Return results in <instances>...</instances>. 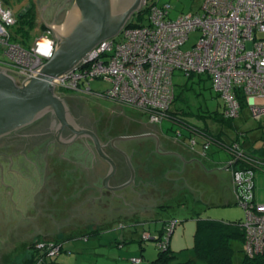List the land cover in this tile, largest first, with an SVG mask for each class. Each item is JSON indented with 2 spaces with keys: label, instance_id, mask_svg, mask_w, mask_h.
Here are the masks:
<instances>
[{
  "label": "rangeland",
  "instance_id": "374dc122",
  "mask_svg": "<svg viewBox=\"0 0 264 264\" xmlns=\"http://www.w3.org/2000/svg\"><path fill=\"white\" fill-rule=\"evenodd\" d=\"M41 1L0 0L2 7L9 8L16 18L31 5L37 9V26L29 32V44L47 33L39 15ZM142 2L143 0L141 6ZM164 2L172 6L169 19L174 20L181 14L198 11L202 0H161V3ZM134 15L128 22L137 21ZM50 36L53 37V34ZM114 39H120L119 33ZM197 39V33H190L183 48H190ZM173 83L177 98L172 109L178 111V116L189 124L205 128L208 136L190 134L187 137L184 133L178 137L180 127L176 125L177 129L171 128L167 119L152 123L140 112L93 96L73 91L59 94L71 99L77 108L93 112L96 118L107 116L111 120L110 126L120 122L122 116L135 125L146 122L154 130L158 128L159 136L166 141L165 145L160 146L164 153H176L184 161L195 159L206 171L214 170L206 172L197 161L185 163L173 154L158 153L155 158L149 159L147 154L140 152L137 159L129 160L138 174L137 183L144 184L141 197L130 201L131 190L127 187L115 191L111 205L105 209L101 208L99 200L85 202L89 195L78 203L67 202L73 200L67 193L79 197L77 189L64 191L60 199L52 202V198L48 200L46 196L50 198L51 195H58V192L39 190L41 182L36 173L27 170L1 172L0 264H23L32 252L39 256L31 264H37L38 261L43 264H50L51 261L56 264H155L160 252L156 241H143L141 233L148 229L149 224L145 220L157 219L150 225L157 227L161 226L162 221H176L169 250L174 257L169 258L167 263L178 264L195 259L193 236L198 220L229 222L244 221L246 218L244 209L237 204L238 194L233 184V173L225 167H229L231 156L221 147L220 140L226 147L235 141L244 142L245 152L261 161L254 171L251 194L255 205H264V114L253 118L245 107L237 117L227 119L223 115L224 101L212 90H208V85L202 87V82L197 77L187 81L179 72H175ZM187 85L188 89H185ZM110 88L111 84L105 81L91 83L93 91L103 92ZM142 129L141 133L147 131ZM136 130L118 129L111 132V135L116 138L140 134ZM152 134L156 132L153 131ZM212 136L219 144L211 141ZM137 140L127 141L125 145L131 149L136 148ZM237 152L236 154L239 153ZM137 165L142 166V169L138 170ZM59 177L63 179L64 175H57L58 180ZM127 178L120 183H124ZM106 200L107 196L101 202L105 204ZM134 221L141 222V225L135 226ZM94 226L97 227L95 233L90 229ZM150 233L154 235V227ZM144 237L148 238L147 235ZM38 240H45L47 243L39 247L41 243ZM53 247H57L58 252L54 250L53 253L56 254L52 255ZM233 247L239 251L242 244L236 242ZM131 258H141V261L132 262ZM233 263L240 264L241 255H235Z\"/></svg>",
  "mask_w": 264,
  "mask_h": 264
},
{
  "label": "built area",
  "instance_id": "2783aa9c",
  "mask_svg": "<svg viewBox=\"0 0 264 264\" xmlns=\"http://www.w3.org/2000/svg\"><path fill=\"white\" fill-rule=\"evenodd\" d=\"M142 7H147L142 25L124 27L119 40L101 41L57 81H50L53 91L58 96L73 91L102 98L140 112L149 122H161L174 102L173 76L179 72L184 78L209 77L212 91L224 101L227 119L239 115L238 97L253 118L264 114V0H202L198 11L174 20L169 19L172 6L168 2L143 0ZM16 22L12 11L0 2V69L23 87L31 71L53 58L38 54V44L50 39L56 48L57 40L46 27L45 36L23 44L14 33ZM193 32L198 34L196 43L184 49ZM94 81L108 82L111 88L93 91ZM241 157L235 153L233 158ZM232 173L237 202L246 216L243 253L249 258L264 256V205L254 204L252 171ZM40 243L39 247L45 245ZM158 245L165 247L162 242ZM57 249H51L52 255Z\"/></svg>",
  "mask_w": 264,
  "mask_h": 264
},
{
  "label": "flooded vegetation",
  "instance_id": "af4514ba",
  "mask_svg": "<svg viewBox=\"0 0 264 264\" xmlns=\"http://www.w3.org/2000/svg\"><path fill=\"white\" fill-rule=\"evenodd\" d=\"M74 5L75 0H42L40 7H43V9L40 13L43 15V12H45L51 18V23L57 24L61 19V15L68 12L67 8L71 6L70 9H73ZM51 91L55 96L57 95L52 88ZM59 97L63 101L64 120H60L56 113L49 108L28 126L0 136V173L22 170L36 173L41 182L40 186H38L39 190L58 192L56 196L51 195L50 198L46 196L48 200L52 198V202L60 199L64 191L67 192L69 190L71 192L77 189L79 197H76L75 194L71 196V193H67L69 198L73 199L67 202L74 204L80 202V200H85V196L88 195L90 200L96 199L92 195L97 190L96 181H98L101 174H103L101 179L103 181L109 172V164L96 153L92 137L78 136L75 133L80 129L90 131L95 136L103 153L116 166L114 176L108 181L109 188H115L126 183L130 177V172L120 151L133 160L138 158L140 152L150 155L152 158L158 155V151L160 152L159 155H162L163 151L160 146L165 145L166 141L159 136V133L146 134L148 137L138 139L136 148L133 149L125 145L126 142L114 143L113 147L119 151L112 147L111 142L115 137L111 135V132L118 131V129H131L134 131L137 129L136 131L138 132L143 127L154 131L151 125L145 124L146 122H139V124L135 125L130 119L122 116L123 119L120 122L110 126L111 122L109 121L111 120L107 119V116H98L96 118L93 112L90 113L84 109L77 108L71 99H66L64 98L65 96ZM97 99L105 100L102 98ZM186 129L188 128L185 127ZM140 131V134L134 136L143 135ZM185 133L187 134V132ZM154 145H156V149L158 148L157 151L154 149ZM241 151L243 150L241 149ZM82 158L84 159L82 160ZM141 169L142 167L139 170ZM136 173L134 183L128 187L131 190L130 201L139 199L143 192L144 184L137 183L136 177L138 174ZM60 174H63L64 177L63 179L59 177L60 180H58L57 175L59 176ZM125 177H128L127 180L124 183H120ZM102 181L101 188H99L101 196L106 195L112 198L115 191L112 192L104 188ZM117 183L119 184L116 185ZM88 192L90 193L88 194ZM102 207L104 209L107 208L108 203L103 204ZM150 212L152 213L153 211ZM172 230H170V233H172Z\"/></svg>",
  "mask_w": 264,
  "mask_h": 264
},
{
  "label": "water",
  "instance_id": "95a60500",
  "mask_svg": "<svg viewBox=\"0 0 264 264\" xmlns=\"http://www.w3.org/2000/svg\"><path fill=\"white\" fill-rule=\"evenodd\" d=\"M70 8L71 6L67 8V13L61 15L57 24L51 23V18L45 12L41 15L40 11L43 7L40 9V18L45 27L53 31L57 39L58 50L55 51L47 65L31 71L30 78H26L22 82L23 87H17L12 78L5 74V70L0 69V136L31 124L49 108L56 113L60 120H64L63 101L58 98V95L55 96L52 93L51 88L54 89V86L50 85V81H57L62 73L77 65L101 41L114 39L126 26L131 16L139 12L141 0H75L73 9ZM75 133L78 136H91L96 153L109 164V172L102 181L104 188L114 192L134 183L135 172L129 157L120 151L125 159L130 177L126 183L109 188L108 181L116 172L114 162L103 153L99 141L90 131L80 129ZM145 137L148 136L144 134L116 137L111 144L113 147L116 142H127ZM158 153L160 154L159 151ZM166 154H173L184 161L176 153H162V155ZM191 161L197 160L191 159L184 162L190 163ZM225 167L228 169L227 165ZM146 239L154 240L153 238Z\"/></svg>",
  "mask_w": 264,
  "mask_h": 264
},
{
  "label": "trees",
  "instance_id": "16d2710c",
  "mask_svg": "<svg viewBox=\"0 0 264 264\" xmlns=\"http://www.w3.org/2000/svg\"><path fill=\"white\" fill-rule=\"evenodd\" d=\"M146 14H147V7H142L136 15H134L137 18L136 22H128L125 27H135L142 25L144 21L146 20ZM37 20H38V12L37 9L31 5L27 9H25L17 18L16 26L14 28V33L19 36L22 39V43L26 44L29 39V32L32 29H35L37 26ZM43 26V25H42ZM44 27V26H43ZM197 77L199 79V82H202V87H205V85H208V90H212L210 78L207 76H201V75H190L189 78H186L187 81ZM185 89H188V85L185 87ZM176 95L174 96V101L176 100ZM239 102L241 104V109L246 107V103L243 101L241 97H238ZM174 103V102H173ZM180 113L176 110L172 109V106L169 108V110L165 113L164 119H167L168 123L171 124V128L175 127V124L180 127L181 132L178 133V137L180 135H183L185 132H187L188 137L190 134H202L208 136L207 133H205V128H199L195 125H191L188 122H186L183 118H181ZM185 127L188 128L185 130ZM177 129V128H176ZM214 136H212L211 141H215L219 144V142L216 140H213ZM237 141L232 142L230 146H224L223 141L220 140V145L222 148H224L229 155L231 156L232 163L228 167L229 170L235 171L237 169L245 172V171H252V180L254 179V171L259 167L261 164V161L254 158L253 154H250L248 152H245L244 150V142H241L238 144L236 150L243 154V157L238 159V162L235 161V153L236 150L233 149V144H235ZM223 143V144H222ZM206 145V143H204ZM241 149L243 151H241ZM261 149V148H260ZM237 152V153H238ZM253 155V156H252ZM84 158H82L83 160ZM230 160V161H231ZM105 173V172H104ZM103 177V174H101L98 178L97 183V190L93 192V196L96 197V199L90 200V198H87L85 202L89 200V202L94 200H99L101 208L103 209V203L101 202L106 195L101 196L100 189L101 188V179ZM90 192H88L89 194ZM112 199L110 196H107V200ZM105 201L108 207L111 205L110 201ZM113 200V199H112ZM111 200V201H112ZM88 204V203H87ZM238 204V202H237ZM90 206V205H89ZM158 220V219H157ZM157 220H145V223H148L147 230H143L141 233L142 240H147L145 235H147L148 238H153L156 241V245L158 249L160 250L158 257L156 259V262L158 264H168L167 260L169 258H173L174 255L169 252V239L171 237L170 230L172 229L173 219L169 221H162L161 226H151L150 224L153 222H156ZM176 222V221H175ZM95 224H98L96 222ZM243 221H229V222H222V221H216V220H198L196 224V229L194 232V252H195V259H190L183 263L178 264H234L233 263V257L235 255H241V263L240 264H264V256H257L254 258H249L244 255L243 253V242H244V230H243ZM93 225V224H91ZM134 225H141V222L134 221ZM154 227V235L150 233V230ZM95 228V229H93ZM93 230L92 232H97V227L90 228ZM174 229V228H173ZM42 243H47L45 240H38ZM164 243L165 247H159V243ZM239 242L242 244V249L237 251L233 245L234 243ZM57 245H60L57 242ZM38 254H35L34 252L31 253V256L29 259L24 260L23 264H31V262L37 261ZM133 259V258H131ZM141 261V258H136ZM155 262V264H157ZM50 264H56L52 261Z\"/></svg>",
  "mask_w": 264,
  "mask_h": 264
},
{
  "label": "clouds",
  "instance_id": "9594fccd",
  "mask_svg": "<svg viewBox=\"0 0 264 264\" xmlns=\"http://www.w3.org/2000/svg\"><path fill=\"white\" fill-rule=\"evenodd\" d=\"M56 50H58V46L54 48V41L50 39H45L44 43L38 44L37 47L38 54H42L50 59L53 57V52Z\"/></svg>",
  "mask_w": 264,
  "mask_h": 264
},
{
  "label": "crops",
  "instance_id": "0c3cea01",
  "mask_svg": "<svg viewBox=\"0 0 264 264\" xmlns=\"http://www.w3.org/2000/svg\"><path fill=\"white\" fill-rule=\"evenodd\" d=\"M43 21V20H42ZM114 104V103H113ZM114 105H117V104H114ZM117 106H119V107H123V106H120V105H117ZM145 123V122H144ZM146 124V123H145ZM148 125V124H147ZM144 128V127H143ZM143 129L141 128V131H142ZM140 131V130H139ZM138 131V132H139ZM156 133H159V129L157 128V130H154ZM137 132V133H138ZM152 132H153V130H147V131H143L141 134H148V133H151L152 134ZM127 137H131V136H127ZM153 158H155V157H153ZM150 155H149V159H153ZM142 160H143V158H142ZM138 164H140L139 162H138ZM142 166H138L137 165V168H138V170L141 168ZM171 239H172V235H171V237H170V239H169V248H171Z\"/></svg>",
  "mask_w": 264,
  "mask_h": 264
}]
</instances>
